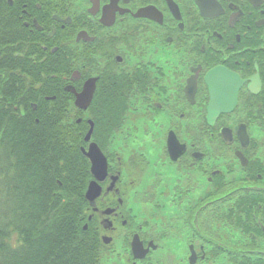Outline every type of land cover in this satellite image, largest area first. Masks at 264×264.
<instances>
[{"label":"flooded vegetation","instance_id":"1","mask_svg":"<svg viewBox=\"0 0 264 264\" xmlns=\"http://www.w3.org/2000/svg\"><path fill=\"white\" fill-rule=\"evenodd\" d=\"M7 2L32 58H71L99 264H264V0Z\"/></svg>","mask_w":264,"mask_h":264},{"label":"trees","instance_id":"2","mask_svg":"<svg viewBox=\"0 0 264 264\" xmlns=\"http://www.w3.org/2000/svg\"><path fill=\"white\" fill-rule=\"evenodd\" d=\"M11 12L0 0V264H99L82 230L84 129L66 124L59 101L71 58H32L33 37Z\"/></svg>","mask_w":264,"mask_h":264},{"label":"water","instance_id":"3","mask_svg":"<svg viewBox=\"0 0 264 264\" xmlns=\"http://www.w3.org/2000/svg\"><path fill=\"white\" fill-rule=\"evenodd\" d=\"M93 87V86H92ZM68 90H71V88L68 87ZM92 89L90 90L89 92V87H88V84L85 86V90H84V95H80V99L82 98V100H84V104H81V105H78L79 107H81L82 109H87L89 103H90V100H91V97L90 95L92 94ZM90 93V95H89ZM88 94V96H87ZM93 131H94V124L91 123V127L85 137V141L89 142L92 138V134H93ZM82 151V154L88 158L91 163H92V172H94L98 167H99V162H98V159H97V155H102V152L100 150V148L98 147V145L96 143H91L90 144V147L89 149H85V148H82L81 149ZM104 170H105V166H104ZM93 191H94V186L91 184L86 192V198L87 199H90L91 195H93ZM87 227H85L86 229Z\"/></svg>","mask_w":264,"mask_h":264}]
</instances>
